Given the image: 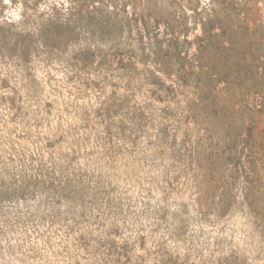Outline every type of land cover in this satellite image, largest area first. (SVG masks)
Listing matches in <instances>:
<instances>
[{
  "label": "rangeland",
  "instance_id": "obj_1",
  "mask_svg": "<svg viewBox=\"0 0 264 264\" xmlns=\"http://www.w3.org/2000/svg\"><path fill=\"white\" fill-rule=\"evenodd\" d=\"M149 1L161 34L197 0ZM23 3L0 0V264H264V0L228 53L140 50L129 6L47 40Z\"/></svg>",
  "mask_w": 264,
  "mask_h": 264
},
{
  "label": "trees",
  "instance_id": "obj_2",
  "mask_svg": "<svg viewBox=\"0 0 264 264\" xmlns=\"http://www.w3.org/2000/svg\"><path fill=\"white\" fill-rule=\"evenodd\" d=\"M25 1L26 3H23L26 4L25 7L29 9L31 6L29 10L34 11L36 13L34 17L39 20L37 33L46 37L47 40L61 37L59 32L54 30L68 21L67 16L78 21L88 22L102 20L109 15L127 20L130 15V12L127 11L129 6L137 17L135 21L143 22L141 28L137 30L136 42L141 44L140 50H143L146 45L143 43L144 39L153 43L156 38L164 36L165 41L162 44L174 53H207L212 47L216 53H228L232 45L229 37L235 34L233 27L237 24L245 25L251 22L248 7L238 3L243 0H207L204 4L197 0L190 9L189 15L184 12L179 17H169V20L165 22V31L161 34L159 33L160 27L153 32L146 30L148 24L144 23V19L148 20V16H150L149 0H102L98 2L101 5V12L94 10L91 5L96 3V0H64V2L53 0L56 3L47 7L46 12L39 13V16H37L38 10L35 8L43 0ZM171 5H175V3L172 2ZM27 17L21 15L23 19ZM190 35L193 36V39H189ZM89 44L90 46L86 50L89 53H94V50L97 49L95 43Z\"/></svg>",
  "mask_w": 264,
  "mask_h": 264
},
{
  "label": "snow or ice",
  "instance_id": "obj_3",
  "mask_svg": "<svg viewBox=\"0 0 264 264\" xmlns=\"http://www.w3.org/2000/svg\"><path fill=\"white\" fill-rule=\"evenodd\" d=\"M5 2H8V0H5Z\"/></svg>",
  "mask_w": 264,
  "mask_h": 264
}]
</instances>
